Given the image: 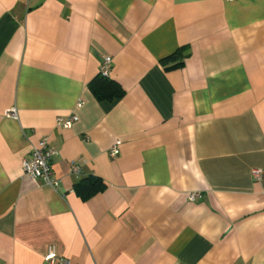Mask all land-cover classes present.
<instances>
[{
    "label": "crops",
    "instance_id": "1",
    "mask_svg": "<svg viewBox=\"0 0 264 264\" xmlns=\"http://www.w3.org/2000/svg\"><path fill=\"white\" fill-rule=\"evenodd\" d=\"M104 56L111 101L89 89ZM42 137L55 187L22 171ZM88 176L104 187L83 199ZM51 246L72 264H264V0H0V264H50Z\"/></svg>",
    "mask_w": 264,
    "mask_h": 264
},
{
    "label": "built area",
    "instance_id": "2",
    "mask_svg": "<svg viewBox=\"0 0 264 264\" xmlns=\"http://www.w3.org/2000/svg\"><path fill=\"white\" fill-rule=\"evenodd\" d=\"M232 1V0H226ZM112 65V58L110 56H104L100 61L99 74L104 77H109L110 70ZM80 105V102L77 103ZM7 115L11 118L17 119V113L15 109L9 110ZM78 120V116L75 114H71L65 117H58L57 122L60 126L64 128H70L75 121ZM109 156L115 157L118 155L119 150L116 146H113L109 150ZM55 154V150L49 145L47 137H42L33 147L29 158H26L22 162V171L23 174L39 180L41 183L55 187L58 184V178L54 176L53 169L51 166V158ZM71 173L79 174L80 168L79 166H72ZM252 174L255 178H259L261 175V170L255 168L252 170ZM201 197L199 192L189 193L188 199L190 201H194ZM44 260L49 262L50 264H72L69 260L58 256L54 247H49L47 253L44 256Z\"/></svg>",
    "mask_w": 264,
    "mask_h": 264
},
{
    "label": "trees",
    "instance_id": "3",
    "mask_svg": "<svg viewBox=\"0 0 264 264\" xmlns=\"http://www.w3.org/2000/svg\"><path fill=\"white\" fill-rule=\"evenodd\" d=\"M184 51L185 50L183 48L177 50V52H175L173 55L161 60V63L166 66L167 63L173 60L176 62V65L182 64L183 59L186 56ZM89 89L98 100L111 101L123 96L124 94V90L117 82L111 80L109 77H104L99 73L97 74L96 78L89 83ZM103 187L104 184L99 178L88 176L86 178L80 179L75 184L74 189L81 195L83 199H87L91 195L102 190Z\"/></svg>",
    "mask_w": 264,
    "mask_h": 264
}]
</instances>
